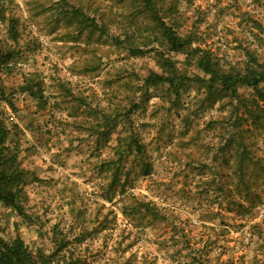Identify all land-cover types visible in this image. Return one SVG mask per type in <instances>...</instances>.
Instances as JSON below:
<instances>
[{
	"label": "rangeland",
	"instance_id": "obj_1",
	"mask_svg": "<svg viewBox=\"0 0 264 264\" xmlns=\"http://www.w3.org/2000/svg\"><path fill=\"white\" fill-rule=\"evenodd\" d=\"M4 1L19 34L0 21V51L13 54L1 110L29 216L0 200V237L52 264H264V172L239 191L228 145L234 105L264 96L239 84L238 99L210 104L198 66L206 53L223 71L263 68L264 0L160 1L183 50L142 0ZM72 7L96 24L64 18ZM261 117L246 138L263 167Z\"/></svg>",
	"mask_w": 264,
	"mask_h": 264
},
{
	"label": "trees",
	"instance_id": "obj_2",
	"mask_svg": "<svg viewBox=\"0 0 264 264\" xmlns=\"http://www.w3.org/2000/svg\"><path fill=\"white\" fill-rule=\"evenodd\" d=\"M162 0H142L146 12L149 17L156 22L161 30V34L167 42L171 50H183L189 44V39L179 35L175 29L164 20L161 13L165 9L159 6ZM6 1L0 0V21H7L9 31L12 37L16 38L19 34L17 27V19L7 15ZM170 8V7H169ZM64 18L72 19L77 17V20L84 25L91 26L96 24L95 17L86 15L82 10L72 7L65 13ZM13 54L10 52L0 51V200L6 205L14 208L24 217L29 215L23 209L19 201L21 186L28 180V171L20 166L18 157L14 148L9 143L11 130L3 117L1 104L6 98L3 85L1 84V73L8 67ZM198 66L208 75L206 90L210 100V104H216L223 99H229L230 102L238 99V85H252L258 93L264 96V91L258 87V84L264 79V67H250L244 73L223 71L218 67L217 62H213L208 54H202L198 57ZM148 81L152 83L168 82L173 87H176L174 76H166L163 74L152 73L148 77ZM177 92L179 91L176 87ZM238 111L235 112L232 124L239 128L234 135V139L229 142L231 158L234 162L232 166L234 176L237 175L239 180L235 182V186L239 191L248 194V186L250 182L245 181V177L257 178L264 172V166L260 164V156L253 149L252 141L247 140V133L252 131L250 128L254 124V129H259L262 126V117L264 107L258 103L248 105L247 103L234 105ZM248 126V127H246ZM140 152L144 151V145L141 144L138 137L134 136L130 141ZM150 164H145L143 169L146 173L150 172ZM244 199L238 201L239 206H243ZM31 217V216H30ZM0 264H52V261L47 258L35 257L24 241L16 237L13 241H7L0 237Z\"/></svg>",
	"mask_w": 264,
	"mask_h": 264
}]
</instances>
